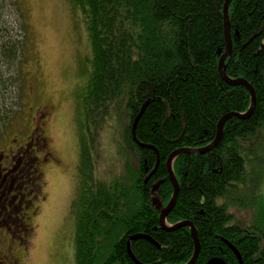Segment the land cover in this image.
I'll list each match as a JSON object with an SVG mask.
<instances>
[{"label": "trees", "instance_id": "1", "mask_svg": "<svg viewBox=\"0 0 264 264\" xmlns=\"http://www.w3.org/2000/svg\"><path fill=\"white\" fill-rule=\"evenodd\" d=\"M5 1L9 0H0V63L9 70L21 43L5 42L8 32L1 29ZM72 2L83 14L92 51V71L79 110L91 114L98 126V121H108L117 109L124 108L128 114L126 145L138 155L132 170L127 162L128 184L118 178L94 182L92 190L86 182L82 186L74 213L76 264H134L127 241L136 234L149 235L160 245L157 248L144 239L131 242L140 263L187 264L195 249L190 229H157L160 211L153 199L166 206L173 195L166 168L171 153L208 146L223 116L245 114L251 106L249 91L229 85L219 74L225 52V0ZM229 16L233 47L225 62L226 74L254 88L256 107L246 120L229 119L221 142L212 151L184 154L173 161L180 191L167 223H193L201 245L195 264L213 258L239 264L224 241L237 248L243 264H264V230L231 224L233 215L225 201L234 188L247 184L253 150L246 143L250 141L252 147L254 141L264 144V0H233ZM6 82L0 76V91ZM148 100L136 137L159 153L153 175L156 152L134 144L130 131ZM4 106L0 97V124L7 118ZM81 150L82 173L88 177L87 151L84 146ZM256 179L259 183L261 177ZM263 200L261 196L259 217L264 221Z\"/></svg>", "mask_w": 264, "mask_h": 264}, {"label": "rangeland", "instance_id": "2", "mask_svg": "<svg viewBox=\"0 0 264 264\" xmlns=\"http://www.w3.org/2000/svg\"><path fill=\"white\" fill-rule=\"evenodd\" d=\"M9 1L4 3L1 29L8 32L5 42L21 44L9 70L0 63V76L8 81L0 91L7 112L0 124V149L9 137L11 140V133L19 132L21 124H26L27 130L28 114L31 118L46 106V136L58 161L45 175V200L40 204L23 261L76 264L74 213L82 186L86 182L92 190L94 182L121 178L128 184L131 179L128 167H135L138 155L126 145L128 114L124 108L121 112L117 109L108 121H98L95 126L91 114L79 110L92 71V51L83 14L72 0H11L12 5ZM254 144L246 143L253 150L247 184L234 188L225 201L233 215L231 224L256 225L264 230L259 217V200L261 196L264 199V144ZM81 146L87 151L88 177L82 173ZM257 177H261L259 183ZM128 186L132 190L133 186Z\"/></svg>", "mask_w": 264, "mask_h": 264}, {"label": "flooded vegetation", "instance_id": "3", "mask_svg": "<svg viewBox=\"0 0 264 264\" xmlns=\"http://www.w3.org/2000/svg\"><path fill=\"white\" fill-rule=\"evenodd\" d=\"M44 106L25 118L0 149V264H24L40 204L45 175L58 161L46 136L49 112ZM24 120V119H23ZM31 125V127H30Z\"/></svg>", "mask_w": 264, "mask_h": 264}, {"label": "water", "instance_id": "4", "mask_svg": "<svg viewBox=\"0 0 264 264\" xmlns=\"http://www.w3.org/2000/svg\"><path fill=\"white\" fill-rule=\"evenodd\" d=\"M232 2H233V0H225L224 6H223L225 52L219 61L218 69H219V74H220L221 78L226 83H228L231 86H238V85L244 86L249 91L250 96H251V106H250L248 112H246L245 114L230 113V114L223 116L222 119L218 123L216 137H215L214 141L211 142L208 146H205L203 148H184V149L176 150L173 153H171L170 156L168 157L167 161H166V168H167L169 180L172 183L173 189H174L172 198L169 201V203L167 204V206L164 208H163V205L161 204L160 201H158L157 199L153 200V204L156 205L158 210H161L160 211V217H159V226L157 227V229H161V230L166 231V232L175 231V230L182 228V227H188L190 229L191 237L193 239L195 249H194V254H193L191 260L187 264H195V262L197 261V258L199 256L200 250H201V245H200V241H199V237H198V232H197V230H196V228L192 222L183 221V222L177 223L174 227H167L166 226L167 217L169 216V214L174 209V207L177 203V199H178V195H179V191H180L179 182H178V180L175 176V173L173 171V161L177 157L184 155V154H200L201 155V154H206V153L212 151L213 149H215L219 145V143L221 142V140L223 138L224 126H225L226 122L231 118H238L241 120H246V119L250 118V116L253 114V112L255 110L256 103H257V97H256L255 90L246 80L241 79V78L231 79L226 74L225 62L231 56L232 47H233L231 30H230V16H229V10H230V6H231ZM149 103H150V101L148 100L143 104L139 113L137 114V116L133 120L132 125H131V135H132V139H133L134 143L137 146H139L140 148L149 149V150H153L154 152H156L157 164H156L155 170L151 174V175H153L154 172L156 171L159 163H160L159 153L155 147L141 143L136 137V131H137V125H138L139 119L142 116V114L145 112L146 107L148 106ZM139 239L147 240L148 242H150L155 247L160 248V245L149 235L136 234V235L130 236L129 240L127 241V252H128V255H129L131 261L134 264H142L137 260V258L134 256V254L131 250V242L139 240ZM224 242L229 247V249L235 254L239 264H243L242 256H241L240 252L237 250V248L228 241H224ZM206 264H226V263L220 258H213V259L209 260Z\"/></svg>", "mask_w": 264, "mask_h": 264}]
</instances>
